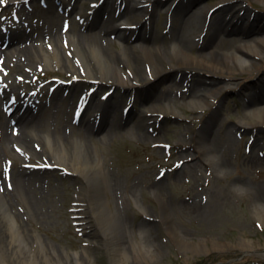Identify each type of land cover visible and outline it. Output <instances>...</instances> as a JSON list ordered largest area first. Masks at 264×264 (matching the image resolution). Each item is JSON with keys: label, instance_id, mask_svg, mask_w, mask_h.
I'll return each instance as SVG.
<instances>
[{"label": "rangeland", "instance_id": "rangeland-1", "mask_svg": "<svg viewBox=\"0 0 264 264\" xmlns=\"http://www.w3.org/2000/svg\"><path fill=\"white\" fill-rule=\"evenodd\" d=\"M0 1L3 7L4 0ZM90 1L99 0H89L85 6L81 5L85 13H88V10L92 11L88 5ZM235 1H239L241 7L250 9L251 15L257 18L256 25L248 27L246 18L249 15L244 17V14L243 20L240 19L238 22L239 26L245 28L246 32L256 26L264 27L262 3H257L255 0ZM6 2L11 3L9 0ZM221 2L222 0H194L193 7L208 5L207 9L211 10L218 8ZM160 7L156 8L152 19L150 15L143 32L148 33L146 41L151 39L149 37L152 31L160 38L159 45L173 46L171 35L173 24L168 21L172 12L169 13L164 10L165 8ZM47 15L49 13L46 10H37L33 14L31 23L35 26L38 24L35 22L36 19L45 21ZM224 18L227 22L226 12L223 13ZM103 19H106L105 15ZM76 24L72 26L74 36L88 38L89 35L97 32L96 26L84 31ZM206 25H208L206 32L210 34L211 20H207ZM29 34L32 35L31 38H23L17 44L18 47L30 43L29 46L33 45L29 47L30 49H38V43H41L45 48L42 42L46 34L42 33L40 36L39 30ZM223 37L232 39L235 36ZM111 40L113 45L110 46H105L106 42L103 41L106 51L123 48V41L118 38ZM200 41L201 49L205 39L198 37L197 42ZM59 43L64 46L65 54L68 49L67 43L62 40ZM234 43L230 44L229 50H234L240 41ZM198 52L199 48L194 54L197 55ZM64 56L73 60L77 71L69 68L62 70L55 64L47 69L44 64L36 65L26 61L27 57L17 54L7 60L6 56L0 53V69L3 72L5 70L2 76L5 77V86L9 87L10 95L36 90L44 85L45 81L42 79L49 80L56 75L65 79L77 77V74L85 75L86 70L80 58L70 56L68 52ZM19 59L28 67H22ZM5 66L10 68L6 70ZM166 67L170 71L171 68L168 65ZM122 68L126 76H131L130 69L126 66ZM183 77L187 79L182 83ZM241 77L239 74H214L206 70L185 69L176 79L171 76L165 78L155 85V93L172 91L177 97L176 103L179 104L185 103L180 98L182 97L180 93L187 89L188 78H203L207 82L216 80L218 83L228 85V90L220 99L211 100L212 108L206 107L213 110H198L194 113L187 104L185 108H180V113L184 116L177 118L171 114H164L152 122L151 129H145L146 133L140 129H133L134 121L130 123V120L134 116H130L126 126L111 134H106L107 127L101 132L90 131L86 123L82 129L69 133L68 128L61 123L57 122L58 124L55 125V120L70 124L71 106L56 108L52 103L48 110L51 120L47 128L49 134L62 131L63 136L70 140L83 141L86 149L90 151L98 152L99 149L104 151V168L109 172V178L118 182L115 186V181L111 180L113 187L106 194L107 205L112 213L114 210L117 212L113 221L128 258H124L119 253L114 259L112 240L106 236L109 232H104L102 226L99 229L102 232H93L97 230L95 222L87 231L76 230L72 225L74 219L70 218L69 208L74 199V190L79 186L74 185V178H65L55 171L35 173L45 181L42 185L41 208L49 215L39 223L25 222L26 228L19 237L24 239L19 243L23 251L22 256L25 254L29 258V253L31 257L38 258L39 252L43 250L54 255L55 264H264V221L255 214L257 209L264 207V163L257 166L250 165L251 153L247 152L253 149L252 138L254 140L260 138L256 150L264 146V134H259L258 130L246 134L245 129L236 126L242 122L241 117L248 107L247 100L252 95L250 89L242 93L240 90L255 81L252 75H247L243 79ZM235 78L238 80H234ZM53 79L48 81V87ZM82 80L90 81L87 78ZM152 83L156 82L152 81ZM179 84L181 85L178 86ZM87 87L88 85L85 86ZM111 87L112 83L105 84L99 91L100 94L109 91ZM50 88L51 86L49 90ZM49 90H44L45 94H48ZM81 90L82 87L79 86L75 90L76 95ZM135 93L132 91L123 94L119 89L115 96H121L125 101L127 97H134ZM53 96L59 99L58 96L61 95L56 92ZM154 100L155 97L145 100L140 110L144 111L145 107L150 106ZM221 104V115L214 122L213 135L200 136L198 132L203 129V118L207 119ZM43 131L45 132L46 129ZM34 140L30 143L31 147L34 142L36 145H42L38 138ZM157 142L171 144L170 150L168 151L166 147L152 148ZM42 147L40 152L42 154L38 159L49 160V155L44 156L45 147L43 145ZM207 148L210 151L205 154L203 151ZM257 156L264 157L260 156V152ZM205 157H211L214 163L210 164ZM2 158L3 156H0V164L4 161ZM188 159H192L189 161L190 164L188 162L185 165L181 164ZM221 164L223 167L219 166ZM12 166L22 167L19 161H14ZM161 181L162 189L158 191L154 184ZM36 196L39 198L40 194ZM183 203L197 206L198 210L190 212L183 207ZM145 223L153 224L155 229L150 232L145 231L143 228ZM32 236L36 237L35 241ZM133 250L137 253L135 254ZM8 264L14 263L8 261Z\"/></svg>", "mask_w": 264, "mask_h": 264}, {"label": "bare ground", "instance_id": "bare-ground-1", "mask_svg": "<svg viewBox=\"0 0 264 264\" xmlns=\"http://www.w3.org/2000/svg\"><path fill=\"white\" fill-rule=\"evenodd\" d=\"M50 1L51 3L55 2V0ZM57 1L65 6H69L71 0H68L69 2L67 0ZM255 1L262 3L264 6V0ZM83 2L85 0L75 1L73 7L77 14L85 12L84 8L79 7ZM193 2L194 0H121L120 8H123V11L116 17L111 13V8L114 7V0H106L102 8L105 14L108 13L109 17L106 21H99V13L96 12L92 20L88 22L90 23L88 27L99 26V28H97L95 34L89 35L88 38L74 36L70 32L62 33L63 35H61V28L59 29L58 26L60 20L51 9V13L47 17L46 22L51 29L47 34L50 35L48 43L53 45L52 51L43 48L42 45L38 46V49H30L29 46H26L24 49L16 48L14 45L17 40L28 37L22 34L25 31L19 29L10 32L9 38L11 44L5 54L8 58L16 54L17 56H25L27 57L26 61L36 63V65L44 64L47 69L55 64L60 66L62 70L69 68L77 71L73 60L64 56L66 54H64V46L59 43L61 42V38L67 39L71 47L69 49L73 51L74 57L80 58L83 62L86 70L84 78L97 83L96 86H99V89L105 84L107 85V83H112V87L116 89L112 95L113 97L119 89L123 90V94H128L132 91L137 93L136 105L139 110L133 115H130L134 116L130 120V123L134 121L132 124L133 129H140L143 133H146L145 129H148L149 122L156 118V114H171L180 118L184 116L180 113V108H185L187 104L191 106L192 112L194 113L198 112V110H213L206 109V107L212 108L211 100L215 101L220 99L228 90V85L218 83L216 80L207 82L203 78H188L187 87L189 92L182 94L181 99L185 103L179 104L176 103L177 97L172 91L155 93V85L161 83L165 78L171 76L176 79L185 69L206 70L214 74H239L242 76V79L247 75H252L255 79L254 83L245 85L241 89L245 91L251 89L253 92L251 98L248 100V107L243 112V117H241L242 122L236 126L243 130L245 129L246 134L254 132L255 130H258L259 134H264V27L259 28V26H256L246 32V29L239 26L238 22L241 19V11H245L244 17L249 15L246 18L249 22L251 18L250 9L241 7L239 1L222 0L221 3L228 4L219 8L211 16V33L206 36L207 39L206 37L204 38V45L200 49L201 43L197 42V39L198 37L199 39L201 38L200 35L205 29L210 10L207 9L208 5L193 7ZM159 6H161L160 8H165L164 10H167V12H172V16L168 18V21L171 20L173 24L171 31L173 46L159 45L158 40L160 38L152 31L149 37L151 39L146 41L148 39V33L143 32L145 22L147 21L146 18L151 15L152 19V14L154 16V12L156 13L155 10ZM224 12L233 14L229 22H226L225 18L223 19ZM235 19H239L237 23H235ZM256 21L257 18L251 24L255 25ZM124 25H138L139 27L136 30L127 29L125 31L121 28ZM40 33H42V30H40ZM114 34H117V38L124 42V46L122 49H115L111 52L106 51L103 40L107 42L106 46L112 45L110 38ZM6 35L0 30V41H3ZM231 35L235 37L232 39L223 37ZM236 41H240V44L234 50H229L230 44ZM12 47L13 49H11ZM198 48L199 52L195 55L194 51ZM20 64L21 66L25 65L22 61ZM166 65L171 68L170 71L167 70ZM122 66L130 69L133 75L126 77L123 73ZM148 67L151 68V77L146 72ZM152 78L156 79V83H152ZM183 79L182 83L187 77H183ZM234 80L238 79L235 78ZM2 86L6 99L10 100L9 87H5V83ZM75 86L69 88L67 95H65L66 88L58 86L56 92L61 96H58L60 97L59 99L56 96L52 97L54 104L61 108L72 106L73 94L76 90ZM152 97H155L153 103L148 107L144 106L145 110L141 111L140 107L143 106L142 103ZM189 99L193 100L190 102L188 101ZM116 107L120 109V106ZM221 111L222 104L207 119L206 117L203 118V129L198 132L200 136L209 135L211 137L213 135L214 122L220 117ZM109 113H103L102 115L104 116L100 121L97 115L91 114L88 121L90 131L97 129V132H101L104 127H107L108 132L106 134H111L128 124L130 117L125 121L122 118H113ZM149 113L152 116L149 117ZM15 114L19 123L25 124L20 135L16 138L12 137L9 133L5 119L6 116L0 110V129L3 135V146L0 149V154L5 157L14 156L18 158L15 151L10 148V144L16 142L17 144H22L26 149L32 150L30 142L38 138L45 147L44 152L47 155L45 154L44 156L47 157L49 155L50 162L72 172L76 177L74 178L75 182L85 186L81 194H79V198L76 200L84 204V206H73L75 212L71 213V215L78 217L82 216L80 219H75L80 223L79 227L83 231H87L91 227V224L95 222L97 230L93 232H102L99 230L100 226H102L105 230L104 232H109V234L107 233L105 235L112 240L115 251L114 259L119 253L124 258H128L127 252L123 250V245L120 242L116 224L113 221L114 214H117V212L114 210V213H112L107 205L106 194L113 187L111 180L115 181V186L118 185V182L116 179H110L108 176L109 172L104 168V151L102 149H99L98 152L90 151L86 149L83 141L77 139L70 140L63 136L62 131H58L53 135L49 134L47 130L48 119L42 117L40 113H35L30 106H27L22 114L17 111ZM98 121L99 123L97 124ZM43 129H46V131L44 132ZM143 135L147 136V134ZM259 140L260 138L257 137L249 158L250 165L252 166L264 163V158L257 156V151L261 152L264 150V147L256 150L259 146ZM208 148L203 151L205 154L210 151ZM199 150L201 149L199 148ZM34 154L36 156L41 155V153L39 154L35 151ZM205 160L209 161L210 164L214 163L211 157H205ZM219 166L223 167L222 164ZM12 179L14 182L13 191H9L5 186L3 193L0 190V264H8V261H13L14 264L15 262L16 264H55L54 255L52 256L51 253L43 250L39 252L38 258L36 256L31 257L29 253V258L25 254L22 256L23 251L19 243L24 239L19 237L21 236L20 233L25 230L26 224L20 220L21 214L18 211L12 210L18 201L25 208V213L30 218L29 223H39L44 219L47 215L41 208L43 204V201H41V193L44 179L35 175V172H29L23 169L13 171ZM1 181L4 184L6 183L3 179L2 166L0 167ZM35 182L40 185L35 186ZM162 185L163 182L161 181L154 184V187L160 191ZM36 194H40L39 198ZM124 199H126V196H124ZM82 207L84 211H80ZM183 207L189 209L190 212L198 210L197 206H189L186 203H183ZM255 214L259 219L264 221V207L259 208V210L257 209ZM152 225L145 223L143 228L145 231L150 232L155 229ZM32 238L34 241L36 240L35 236H32ZM39 248H41V245ZM133 252L135 254L137 253L135 250Z\"/></svg>", "mask_w": 264, "mask_h": 264}]
</instances>
